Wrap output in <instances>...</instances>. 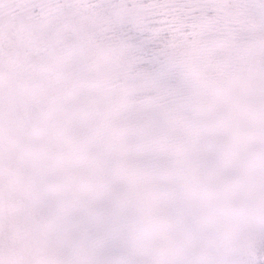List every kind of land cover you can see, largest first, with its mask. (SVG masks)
Wrapping results in <instances>:
<instances>
[{
	"label": "snow or ice",
	"instance_id": "snow-or-ice-1",
	"mask_svg": "<svg viewBox=\"0 0 264 264\" xmlns=\"http://www.w3.org/2000/svg\"><path fill=\"white\" fill-rule=\"evenodd\" d=\"M0 264H264V0H0Z\"/></svg>",
	"mask_w": 264,
	"mask_h": 264
}]
</instances>
